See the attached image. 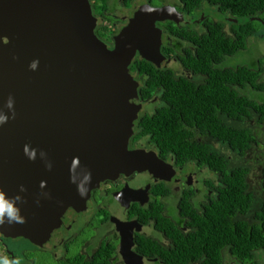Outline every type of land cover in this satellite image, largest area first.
<instances>
[{
	"label": "flooded vegetation",
	"instance_id": "obj_1",
	"mask_svg": "<svg viewBox=\"0 0 264 264\" xmlns=\"http://www.w3.org/2000/svg\"><path fill=\"white\" fill-rule=\"evenodd\" d=\"M89 1L97 21L95 34L108 49H113L114 39L138 9L147 6L160 12L155 20L159 32L154 33L160 34V61L156 65L136 52L129 65L137 82L140 109L127 148L149 157L154 152L162 163L150 159L155 166L153 175L134 170L102 181L90 191L78 217L62 230H50L47 237L0 233V264H178V246L183 243L179 237H192L200 229L213 204L222 200L225 191L233 192L235 185L230 183L237 175L243 179L242 191L250 204L246 211L239 208L233 221L242 222L248 234L261 227L264 10L249 8L252 14L247 16L241 8L235 14L229 0H105V10L97 12L100 1ZM215 30L232 46L209 47L207 41L216 40ZM243 34L249 35L242 48ZM249 41L252 54L248 61H235L238 54L249 50ZM255 44L262 49L256 50ZM138 60L160 70L155 76L168 75L171 80H154V75L141 69L142 63L134 64ZM152 79L154 84L149 85ZM165 83L177 98L185 91L191 99H201L202 105L194 112L191 104L186 120L178 111L174 125L186 130L189 142L214 153L220 170L199 159L181 162L170 150L162 153L163 144L154 139V131H145L144 118L172 108L175 97L167 94ZM226 128L236 132L231 142L221 135ZM112 201L120 207L119 214L110 209ZM226 251L230 262L260 264L257 262L264 260L260 248L249 250L250 260L243 262L224 246L219 251L221 264ZM203 255L187 264H200Z\"/></svg>",
	"mask_w": 264,
	"mask_h": 264
},
{
	"label": "water",
	"instance_id": "obj_2",
	"mask_svg": "<svg viewBox=\"0 0 264 264\" xmlns=\"http://www.w3.org/2000/svg\"><path fill=\"white\" fill-rule=\"evenodd\" d=\"M159 16L138 9L108 49L89 0H0V191L20 198L24 219L0 233L47 237L78 217L102 181L154 174V152L127 148L140 109L129 65L136 52L160 61Z\"/></svg>",
	"mask_w": 264,
	"mask_h": 264
},
{
	"label": "trees",
	"instance_id": "obj_3",
	"mask_svg": "<svg viewBox=\"0 0 264 264\" xmlns=\"http://www.w3.org/2000/svg\"><path fill=\"white\" fill-rule=\"evenodd\" d=\"M97 12L105 10V0H96ZM197 2L196 0H193ZM232 9L235 14H238V10L243 8L246 15L252 14L249 12V8L259 7L264 10V0H229ZM94 6L93 1L91 2ZM239 6V7H237ZM214 38L218 41H207L209 47L221 46L229 48L232 43L228 39L220 37L218 31L215 30ZM249 34H243L239 47L245 46V37ZM236 47V45H233ZM143 64V70L154 75V80H171V77L162 74L155 76L157 70L149 62L138 60L134 64ZM152 79L151 83L148 81L149 85L154 84ZM167 89V94L169 96H174L175 99L171 100L172 108L169 106L161 110L158 115L152 118H144L141 124L144 126L145 131H154V139L159 141L162 153L167 150L172 151L175 157H177L181 162L192 158L199 159L200 162H208L211 167L216 170H220L217 164L216 155L214 153H209L208 150L196 146L195 144L188 141V134L185 129L177 127L174 122L178 119L177 112L180 111L184 114L186 120V114L190 111L191 104L193 105V111L202 105V101L191 99L190 95H186L185 91H180L178 93V98L170 90L169 83H165ZM169 99V98H168ZM200 126L204 124L199 122ZM221 135L229 142L232 141L236 132L233 130L222 129ZM231 185H235L232 188L233 192L225 191L222 196V200L213 204V206L208 210L206 218L202 219L200 224V229L192 237H179L183 241L182 244L178 246L180 258L176 260L178 264H187L189 261L197 260L202 254L205 258L200 264H221L220 249L224 246H229L230 253L241 261L250 260L249 250L260 248L264 251V221L261 227H254L250 234L247 233L246 228L241 226L242 222H234L233 216L236 212L246 211L248 205L250 204V199L244 195L242 189L244 187L243 179L241 175H237V179L233 180ZM264 220V215L261 216ZM239 233V234H238Z\"/></svg>",
	"mask_w": 264,
	"mask_h": 264
},
{
	"label": "clouds",
	"instance_id": "obj_4",
	"mask_svg": "<svg viewBox=\"0 0 264 264\" xmlns=\"http://www.w3.org/2000/svg\"><path fill=\"white\" fill-rule=\"evenodd\" d=\"M38 66V61H33L30 64V68L35 70ZM6 122V117L0 116V125ZM27 152V149H25ZM30 158L34 159V153L30 154ZM85 181L88 183L91 182V175L85 177ZM78 192L81 197H84L87 194V187L83 185L78 186ZM19 197L8 198L6 193L0 191V226H3L5 222L8 224L12 223H24V219L20 215V209L18 207Z\"/></svg>",
	"mask_w": 264,
	"mask_h": 264
},
{
	"label": "rangeland",
	"instance_id": "obj_5",
	"mask_svg": "<svg viewBox=\"0 0 264 264\" xmlns=\"http://www.w3.org/2000/svg\"><path fill=\"white\" fill-rule=\"evenodd\" d=\"M250 41H249V50H245V51H242L240 54H238L236 57H235V61L237 62H247L248 59H249V55L252 54V51H251V45H250ZM255 49L258 50V49H262V46L259 45V44H255L254 45ZM254 50V49H253ZM256 50H254L256 52ZM262 200V199H261ZM110 205V209L119 214L121 212V209L120 207L112 201ZM224 264H239V262H230L232 259L231 257L228 255L227 251L225 252L224 254ZM261 260V259H259ZM257 263H260V264H264V260H261L260 262H257Z\"/></svg>",
	"mask_w": 264,
	"mask_h": 264
}]
</instances>
